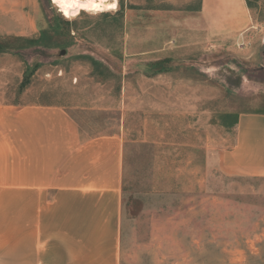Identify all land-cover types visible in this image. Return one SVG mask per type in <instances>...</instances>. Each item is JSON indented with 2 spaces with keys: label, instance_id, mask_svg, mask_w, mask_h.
Segmentation results:
<instances>
[{
  "label": "rangeland",
  "instance_id": "374dc122",
  "mask_svg": "<svg viewBox=\"0 0 264 264\" xmlns=\"http://www.w3.org/2000/svg\"><path fill=\"white\" fill-rule=\"evenodd\" d=\"M121 1L67 18L51 0H0V25L18 30L0 32V56L11 52L20 73L7 78L5 97L63 104L89 132L117 130L124 112L126 264H264V178L225 176L211 166L206 173L202 152L185 145L208 135L203 144L227 147L232 131L219 123L264 111V0H247L249 57L225 51L192 66L181 52L157 82L141 77L138 51L168 35L138 32V9L125 19ZM237 39L236 47L243 42ZM186 104L208 111L207 132L194 135L174 117Z\"/></svg>",
  "mask_w": 264,
  "mask_h": 264
},
{
  "label": "crops",
  "instance_id": "0c3cea01",
  "mask_svg": "<svg viewBox=\"0 0 264 264\" xmlns=\"http://www.w3.org/2000/svg\"><path fill=\"white\" fill-rule=\"evenodd\" d=\"M249 7L247 0H122L119 11L127 19L138 9V32L168 35L145 42L138 51L144 68L141 77L157 82L171 72L170 64L181 52L192 66L225 51L249 57L252 51L247 46L254 29ZM0 32L18 30L0 25ZM236 38L243 41L237 47ZM3 54L0 264H126L130 238L124 234L122 193L129 140L124 112L117 130L89 132L63 104L7 99V78L20 73L16 57ZM141 91L157 93L155 87ZM28 93L26 89L23 97ZM187 104L183 111L175 110L174 117H183L185 129H194V135L199 129L207 132L208 111ZM231 117L229 122L216 123L232 131L227 147H219L220 141L213 148L203 144L208 135H200L197 142L186 139L185 145L194 153L202 152L206 173L211 166L225 176L264 178V111Z\"/></svg>",
  "mask_w": 264,
  "mask_h": 264
},
{
  "label": "bare ground",
  "instance_id": "6f19581e",
  "mask_svg": "<svg viewBox=\"0 0 264 264\" xmlns=\"http://www.w3.org/2000/svg\"><path fill=\"white\" fill-rule=\"evenodd\" d=\"M52 2L59 7V11L67 18L76 17L81 10L98 13L117 8V0H75V2L71 3L70 6L67 2L60 3L58 0H52ZM113 5L115 6L113 7Z\"/></svg>",
  "mask_w": 264,
  "mask_h": 264
},
{
  "label": "snow or ice",
  "instance_id": "6c2138e0",
  "mask_svg": "<svg viewBox=\"0 0 264 264\" xmlns=\"http://www.w3.org/2000/svg\"><path fill=\"white\" fill-rule=\"evenodd\" d=\"M58 2H60V3H66L67 2V4L70 6L71 5V3H74L75 2V0H58ZM115 5H113V7H114Z\"/></svg>",
  "mask_w": 264,
  "mask_h": 264
},
{
  "label": "water",
  "instance_id": "95a60500",
  "mask_svg": "<svg viewBox=\"0 0 264 264\" xmlns=\"http://www.w3.org/2000/svg\"><path fill=\"white\" fill-rule=\"evenodd\" d=\"M60 54H61V55L64 54V50H61V51H60ZM263 55H264V50H263Z\"/></svg>",
  "mask_w": 264,
  "mask_h": 264
},
{
  "label": "built area",
  "instance_id": "2783aa9c",
  "mask_svg": "<svg viewBox=\"0 0 264 264\" xmlns=\"http://www.w3.org/2000/svg\"><path fill=\"white\" fill-rule=\"evenodd\" d=\"M51 2H52V0H51ZM53 3V2H52ZM54 4V3H53ZM55 6H56V4H54ZM57 7V6H56ZM57 10L59 11V7H57ZM60 12V11H59Z\"/></svg>",
  "mask_w": 264,
  "mask_h": 264
},
{
  "label": "trees",
  "instance_id": "16d2710c",
  "mask_svg": "<svg viewBox=\"0 0 264 264\" xmlns=\"http://www.w3.org/2000/svg\"><path fill=\"white\" fill-rule=\"evenodd\" d=\"M0 49H1V47H0Z\"/></svg>",
  "mask_w": 264,
  "mask_h": 264
}]
</instances>
